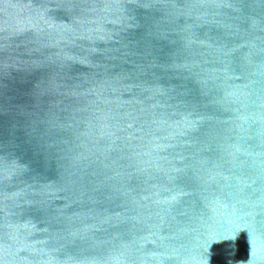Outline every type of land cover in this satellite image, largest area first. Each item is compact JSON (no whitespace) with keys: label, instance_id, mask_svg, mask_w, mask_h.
Wrapping results in <instances>:
<instances>
[{"label":"water","instance_id":"95a60500","mask_svg":"<svg viewBox=\"0 0 264 264\" xmlns=\"http://www.w3.org/2000/svg\"><path fill=\"white\" fill-rule=\"evenodd\" d=\"M0 264H264V0H0Z\"/></svg>","mask_w":264,"mask_h":264}]
</instances>
